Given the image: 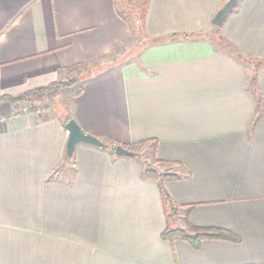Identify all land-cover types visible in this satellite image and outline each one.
Returning <instances> with one entry per match:
<instances>
[{
    "label": "crops",
    "instance_id": "obj_1",
    "mask_svg": "<svg viewBox=\"0 0 264 264\" xmlns=\"http://www.w3.org/2000/svg\"><path fill=\"white\" fill-rule=\"evenodd\" d=\"M227 2L0 0V113L73 66L103 69L63 94L78 128L107 145L68 159L57 111L0 124V264H264V0H238L216 28ZM139 5L134 32L118 14ZM117 146L176 178L145 177L144 159ZM161 188L175 228L240 241H163Z\"/></svg>",
    "mask_w": 264,
    "mask_h": 264
},
{
    "label": "trees",
    "instance_id": "obj_2",
    "mask_svg": "<svg viewBox=\"0 0 264 264\" xmlns=\"http://www.w3.org/2000/svg\"><path fill=\"white\" fill-rule=\"evenodd\" d=\"M146 12H147V5H139V6H134L133 11H130L129 14H132V17L130 20H128L125 15H123V13L118 14L121 16V18L124 20L126 19L129 23L131 29L134 32H137L138 30H143V24H144V20L146 17ZM137 24H139L137 28ZM176 35L170 36L168 39L171 41L176 39ZM184 39H186L187 37L184 36ZM158 41V40H150L151 43ZM234 55H236L237 58H242L243 60L245 59L244 57H242L241 55L234 53ZM250 65L251 63H253V65L256 67L261 66L260 62H257L255 60H251V59H246ZM250 60L252 62H250ZM103 69L100 70H90L88 68H86L85 65H76L73 66L72 68H69L66 70V73L71 75L69 78H66V80L61 82H54L51 83L43 88H39L37 90H33L30 92H25V94H22L18 97L15 98H5L4 100L8 103L13 104H17L20 103L22 101H25L26 99H30V98H34V100H37L36 102L38 103H43L46 101H50L53 102L57 99V97H59V95L62 93V91L64 90H69V89H73V97L76 98L82 90V83L91 79V77H94L98 74L101 73ZM256 83V71H254V73L251 75L250 78V84H251V89H253V87L255 86ZM64 111V115L62 117V120L64 123H66L68 120L71 119V116L67 115L66 112V107L64 106L63 108ZM108 149L110 150V152L114 151L113 147H108ZM118 157L120 158H133V157H129V156H124V155H118ZM140 157V156H138ZM145 177L147 178H152L155 180H160V182L164 183L166 181H169L171 179L176 178V176L174 175H156V173L154 172L153 169L148 168L144 171ZM161 199H162V204H163V209L164 212L166 214V228L164 229V231L161 233V239L163 241H167V242H174V241H183L188 243L190 246H192V248L196 249L197 247H199L200 243L205 241V240H223V241H229V242H235L238 243L240 240L239 238L234 235L231 234L228 231H224L221 229H216V228H197V227H192V225H189V229L191 230V234L185 232L182 229H177L175 228L174 222H175V217H176V210L173 208L171 200L169 199V196L167 195L166 192L163 191V189L161 188Z\"/></svg>",
    "mask_w": 264,
    "mask_h": 264
},
{
    "label": "water",
    "instance_id": "obj_3",
    "mask_svg": "<svg viewBox=\"0 0 264 264\" xmlns=\"http://www.w3.org/2000/svg\"><path fill=\"white\" fill-rule=\"evenodd\" d=\"M238 0H228V2L216 13L212 20V25L216 28L222 26L223 22L229 14H231L232 9L236 6ZM77 123L70 119L64 124V130L67 132V142H66V156L71 159L73 156L75 147L79 144L90 145L99 149H106L107 145L100 140H97L94 136L85 134L81 131ZM116 155H124L129 157H138L139 155L133 151H129L121 146L115 147L113 151Z\"/></svg>",
    "mask_w": 264,
    "mask_h": 264
},
{
    "label": "rangeland",
    "instance_id": "obj_4",
    "mask_svg": "<svg viewBox=\"0 0 264 264\" xmlns=\"http://www.w3.org/2000/svg\"><path fill=\"white\" fill-rule=\"evenodd\" d=\"M129 12L130 11H127L126 9H124V11H123V15H125V17L128 20H130L132 17V14H129ZM138 26H139V24H137L136 27L140 28ZM214 34H215V32H214ZM250 62H252V61L250 60ZM252 65H253V63H251V66ZM252 70H254V69H252ZM247 87H249V89L252 87L250 84V79H249V82L247 84ZM254 88H255V86L253 87V89ZM253 89H251V90H253ZM66 91L67 90L62 91V95L60 94L59 97H57V99L55 101H53V102L50 101V103H49V101H46L43 103H38V102H36L37 100H34V98L26 99L25 101L17 103V104H19V105H16L17 106V113H22V112L26 113L27 112L29 114L36 115L35 113H37V112H39L40 114L41 113L44 114V113L48 112L49 110H51V111H57L58 113L63 115L64 112H62V111H63L64 106L67 107V104H66L67 100L66 99H67V96L69 95L68 92L63 94V92H66ZM69 91L72 93L73 89H71ZM41 109H43V110H41ZM6 115H10V114H6ZM140 150H141V148H139V149L136 148L135 151H137L138 155L144 159V157L141 156L142 154H139V153H141ZM149 161H150L149 163H146V161L144 159L143 163H144L145 170L148 168H151L154 170L156 175H159V177H160V175H164V172H162L161 169L156 167V165H155L156 163H154V160L151 161V159H150ZM158 181H160V180H158Z\"/></svg>",
    "mask_w": 264,
    "mask_h": 264
},
{
    "label": "built area",
    "instance_id": "obj_5",
    "mask_svg": "<svg viewBox=\"0 0 264 264\" xmlns=\"http://www.w3.org/2000/svg\"><path fill=\"white\" fill-rule=\"evenodd\" d=\"M19 104H11L9 103L8 105H6V110H4L3 112L0 113V124L4 123V122H8V121H14L16 119H19L21 117H26L32 114L29 113H17V106ZM3 110V109H2ZM43 110V109H41ZM6 114H10V115H6ZM37 116L38 114H40L39 112L35 113ZM42 114V113H41Z\"/></svg>",
    "mask_w": 264,
    "mask_h": 264
}]
</instances>
